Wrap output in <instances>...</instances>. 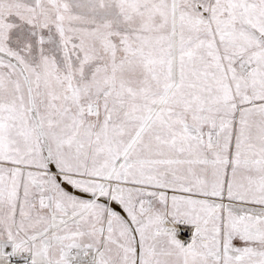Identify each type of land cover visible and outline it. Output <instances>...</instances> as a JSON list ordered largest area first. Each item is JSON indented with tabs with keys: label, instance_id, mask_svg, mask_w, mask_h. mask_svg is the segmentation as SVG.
Wrapping results in <instances>:
<instances>
[{
	"label": "snow or ice",
	"instance_id": "snow-or-ice-1",
	"mask_svg": "<svg viewBox=\"0 0 264 264\" xmlns=\"http://www.w3.org/2000/svg\"><path fill=\"white\" fill-rule=\"evenodd\" d=\"M0 264H264V0H0Z\"/></svg>",
	"mask_w": 264,
	"mask_h": 264
}]
</instances>
